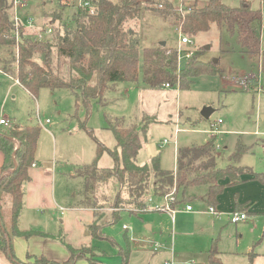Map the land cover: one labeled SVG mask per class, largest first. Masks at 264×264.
<instances>
[{"label": "rangeland", "instance_id": "rangeland-1", "mask_svg": "<svg viewBox=\"0 0 264 264\" xmlns=\"http://www.w3.org/2000/svg\"><path fill=\"white\" fill-rule=\"evenodd\" d=\"M135 1L141 5L149 2ZM241 1L224 0L223 3L229 7H237ZM245 1L250 2L253 9L264 7V0ZM207 2L208 0H154V4L150 6L163 9L164 4L168 3L179 13H185L193 6H204ZM32 7L35 11L30 12ZM76 9L77 2L74 0H28L19 15L31 18L36 28L41 30L50 25L62 29V25L66 27V24H71L70 19ZM52 18L57 20L53 23ZM131 27L140 38L141 50L159 46L160 42H165L168 48L175 51L179 47L180 33L155 13L143 12ZM36 30L23 31V34L32 36ZM52 38L53 36L49 39ZM190 40L193 42L192 46L183 45L181 49L193 51V58L203 63L217 60L220 73L201 74L193 78L188 87L176 84L171 88L157 89L141 82H120L101 100L91 99L87 107L82 100L76 102L74 95L64 88L50 90L42 87L32 96L0 70V120L40 128L34 161H39L46 170L54 168L53 197L59 201L57 207L69 209L80 198L83 181L71 176L75 175L77 168L90 164L96 158L95 142L110 150L114 149L116 141L112 131L108 129L109 122L114 119L123 120V127L145 129L140 134L141 148L136 156L137 165L151 168L157 159L159 168L172 170L176 167L177 148L202 146L214 138L218 147L215 151L217 168L223 169L233 164L231 156L236 146L241 144L246 151L234 164L249 167L255 173H264V72H260V56L243 53L235 35L230 36L224 29L218 30L216 27L199 33ZM261 42L264 49V28L261 31ZM59 73L66 78V66L63 62ZM257 78L263 89L259 93L247 86L249 79ZM205 107L213 110L207 120L201 117V111ZM47 120L49 123H46ZM218 120L222 123L217 126V130L222 132L217 135L206 133ZM176 121L183 131L177 134L175 145L173 131ZM81 125H85L87 130H83ZM7 128L8 125H0V132ZM164 140L167 143L160 147ZM13 143L15 151L17 140H13ZM11 156L14 157V152ZM54 161L58 166L53 167ZM97 162L98 167L113 165L106 152ZM239 185L226 187L217 198L220 205L224 206L218 207L219 217L209 215L210 206L203 202L207 191L205 186L189 188L183 195L179 193L176 213L171 221L167 213L155 209L156 206H162V199L151 200L146 211L137 212L133 205L128 204L130 196L124 188H120L113 180L102 183L95 192L96 207L102 206L97 208V213L109 218L115 209L112 204L115 203L116 196L125 203L117 209L121 212L120 218L103 229V238L92 237L88 247L95 249V255H98L101 264H124L125 260L126 264H204L213 248L219 252L221 264H264V214L249 212L244 221L232 224L226 213L233 209L236 202L253 196L254 190L248 182ZM51 187L49 185L50 193ZM258 196L260 208L262 195ZM0 198V206L7 212L11 206V198L2 194ZM186 205H190L194 213L185 212ZM59 221L57 215L53 216L47 222L49 236H38L45 239L49 237L47 239L51 241V245L69 252L68 247L71 245L67 242ZM145 224L151 225L152 230H146ZM123 225L128 230H123ZM155 243L160 247L155 249ZM57 249L53 250V256L60 260L62 257ZM81 263L86 264V259L80 258L76 264ZM0 264L10 262L0 254Z\"/></svg>", "mask_w": 264, "mask_h": 264}, {"label": "trees", "instance_id": "trees-1", "mask_svg": "<svg viewBox=\"0 0 264 264\" xmlns=\"http://www.w3.org/2000/svg\"><path fill=\"white\" fill-rule=\"evenodd\" d=\"M148 1L141 5L135 0H83L72 15L71 24L62 25L63 31L59 26L53 28L50 25L53 31L51 40L37 41L21 33L16 44L10 15L12 0H0V70L18 80L32 96L42 87L50 90L64 88L74 95L76 102L82 100L85 107L91 99L101 100L120 82H141L157 89L164 88L165 84L188 87L189 82L201 74L221 72L218 63H203L195 57L186 60L178 71L176 51L167 45L141 50L140 38L131 24L137 23L142 13L148 11L189 38L208 32L212 27L224 29L230 36L235 35L243 53L260 56V72H264V52L260 48V27L264 16L261 9H253L250 2L242 0L239 6L229 7L224 0H208L204 6H193L185 13H179L168 3L163 9H155L150 6L154 0ZM56 20L52 18L53 23ZM61 62L66 66V78L59 73ZM257 85V79L247 81L248 88L255 93ZM122 121L114 119L108 124L116 141L114 149L95 142L96 158L75 171L74 177L83 181L80 205L94 212L95 220L88 229L92 237H104L102 230L120 218L121 212L117 209L125 203L116 196L112 204L115 209L109 218L97 213V208L102 206L96 207L95 192L102 183L113 180L124 188L130 196L128 204L139 212L146 211L151 200L163 199L172 189L175 197L171 203L173 209L178 204V194L183 195L187 189L196 186L207 188L203 200L214 207L226 187L249 180L264 182V173H255L249 167L234 164L246 151L241 144L231 156L234 163L223 169L217 168L214 138L202 146L177 148L175 170L159 168L157 159L151 168L137 165L140 134L145 129L123 127ZM81 128L87 130L85 125ZM39 132L38 127L20 124H9L7 130L0 132V151L4 156L0 194L11 198L7 212L0 206V254L10 264H58L43 256H31L27 262L19 261L12 247L14 238L32 235L30 231L19 229L18 219L23 207L24 188L30 181L28 171L34 163ZM15 139L18 148L14 151ZM13 152L14 157L11 156ZM105 152L113 165L98 167L97 161ZM68 250L69 259L61 264H75L80 258H85L87 264H101L93 247L78 250L68 247ZM218 254L215 248L211 249L204 264H221Z\"/></svg>", "mask_w": 264, "mask_h": 264}, {"label": "crops", "instance_id": "crops-1", "mask_svg": "<svg viewBox=\"0 0 264 264\" xmlns=\"http://www.w3.org/2000/svg\"><path fill=\"white\" fill-rule=\"evenodd\" d=\"M258 8L261 9V12L264 14V7L260 6ZM33 11H35L34 7L31 8V12ZM216 63H218L217 60ZM3 162H4V156L0 151V173ZM38 163L39 161L35 159L33 163L35 166L34 167L31 166L29 168L28 172H29L30 181L25 185L24 188L23 207L18 219L19 229L23 231H30L32 232V235L31 237H28L29 239L23 236L14 238L12 242V247L15 257L19 261L27 262L29 257L31 256H43L45 258L48 257L47 259L55 263L61 264V263H65L69 259L70 255L66 249L57 247L55 245H51L50 243L51 241L47 239L49 238L47 237L49 236L47 234L48 231L47 222L51 221L53 219V216L57 215L58 219L60 220L59 222L63 227L62 228L63 234L66 236L69 245H71L70 248L73 250H78L82 247H88L91 245L92 235L88 232V229L95 220L94 212L91 209L81 207L80 201L82 199V194L80 198L76 200V203L74 204L73 207L71 206L69 209L57 207L56 205L59 201H57L53 197V191H54L53 182L55 180L54 178L55 175L53 173L54 168L51 169L52 171L46 170L45 168L42 167V164L39 163L38 166ZM54 166L55 167L58 166L56 161H54L53 167ZM172 170H175V168H173ZM73 176L74 175H72L71 177ZM246 182H248L249 185L252 186L251 189L254 190L253 196H249V198H244L240 202H236L234 204L233 209L231 208L229 212L228 211L226 212L227 214L234 211L243 212L245 214L249 212L264 214V182L261 183L259 181H253V180ZM49 185H52L51 193L49 192L50 189ZM47 186L48 188H46ZM259 194L262 195V199H261L262 203L260 208L258 206ZM237 206H240L241 210H238ZM210 207L214 208L215 211L219 210V208H224V206H221L220 202L218 201L216 206L214 207L210 206ZM187 213L192 214L194 212H187ZM138 214H133V215H138ZM167 214L170 216V220L172 221L174 217L172 219V216L169 213ZM145 228L148 231L152 230V226L149 224H145ZM38 235H43V236L47 235L46 236L47 238L45 239ZM55 248H58L56 251L59 254H61L62 258L60 260L58 258H55V256H53V250H55ZM76 263H78V260L76 261Z\"/></svg>", "mask_w": 264, "mask_h": 264}, {"label": "built area", "instance_id": "built-area-1", "mask_svg": "<svg viewBox=\"0 0 264 264\" xmlns=\"http://www.w3.org/2000/svg\"><path fill=\"white\" fill-rule=\"evenodd\" d=\"M28 0H12V6H11V10H10V15H11V21H12V24H13V34H14V39H15V42L16 44H18V41L20 40L21 38V33H23V31H28L30 30L29 32H33L35 29H37L34 33H32V36H29L31 37L32 39H35L37 41H46L48 40L53 31H52V28L50 26L46 27L44 30H41L39 28H36V26L34 25L33 21L31 18L29 17H26L25 18H22L19 13L21 12V10H23L25 7H26V3H27ZM77 2V7H79L83 0H74ZM177 10V9H175ZM179 10H182L181 8ZM30 12H31V9H30ZM264 16V14H263ZM264 18V17H263ZM264 19L261 23V27H260V42H261V31L263 30L264 28ZM193 42L190 40L189 37L187 36H182V34L180 33V40H179V47L177 48L176 50V56H177V70L179 71L182 67V62H185L186 60L188 59H191L193 58L194 56V52L192 51H184L181 49V46L183 45H189V46H192ZM18 47V46H17ZM261 51L264 52V49L262 48V42H261ZM17 55V58H18V53L16 54ZM258 80V85H257V93L261 92L263 89H261V86H260V79L257 78ZM16 84L20 85L19 84V81L18 80H14ZM165 88H171L170 85L168 84H165L164 85ZM49 121L47 120L46 123H48ZM222 121L221 120H218L216 123H213L211 125V128L210 130L206 131V133H210L211 135H217L220 133V131L217 130V126L219 124H221ZM0 125H4V126H7L9 125V122L8 121H5V120H0ZM183 130L179 128L178 126V122L176 121V125L174 127V136H175V142L174 144L176 145V136L178 133L182 132ZM167 141L164 140L163 142L160 143V147H162L164 144H166ZM16 145V149L18 148V145L17 143H15ZM218 148V147H216ZM15 149V150H16ZM35 165L32 164V167H34ZM175 197H174V193L171 192L169 194H167L164 198H163V204L162 206H156L155 209L157 210H160V211H164V212H167L169 213L171 216H172V219L176 213V209H173L172 206H171V203L174 201ZM184 211L185 212H193V208L190 206V205H186L185 208H184ZM209 215H212L214 217H219V213L217 211H215L214 208L212 207H209ZM229 216V220H230V223L232 224H237L241 221H244L247 216L245 213L243 212H231L228 214ZM123 229L124 230H127L128 227L127 226H123ZM160 245L155 243L154 244V248L157 249L159 248Z\"/></svg>", "mask_w": 264, "mask_h": 264}, {"label": "water", "instance_id": "water-1", "mask_svg": "<svg viewBox=\"0 0 264 264\" xmlns=\"http://www.w3.org/2000/svg\"><path fill=\"white\" fill-rule=\"evenodd\" d=\"M160 46L164 47L166 45L165 42H160ZM213 63H216V60L213 61ZM213 113V110L210 107H205L201 111V117L204 118L205 120L209 119L211 114Z\"/></svg>", "mask_w": 264, "mask_h": 264}]
</instances>
